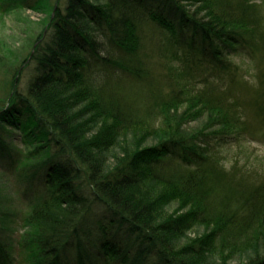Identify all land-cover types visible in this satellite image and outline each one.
Returning a JSON list of instances; mask_svg holds the SVG:
<instances>
[{"label": "trees", "instance_id": "16d2710c", "mask_svg": "<svg viewBox=\"0 0 264 264\" xmlns=\"http://www.w3.org/2000/svg\"><path fill=\"white\" fill-rule=\"evenodd\" d=\"M258 2L52 1L0 104V171L17 178L9 212L34 231L8 242L0 221V264H264V179L223 154L249 128L250 58L264 98ZM8 126L26 151L7 143Z\"/></svg>", "mask_w": 264, "mask_h": 264}, {"label": "rangeland", "instance_id": "374dc122", "mask_svg": "<svg viewBox=\"0 0 264 264\" xmlns=\"http://www.w3.org/2000/svg\"><path fill=\"white\" fill-rule=\"evenodd\" d=\"M3 1V2H2ZM45 1V0H44ZM53 0H46L41 7L30 8L29 6L18 7L14 10L4 12L2 5L6 0H0V104L8 98L9 92L11 90L12 80L14 73L17 68L23 63V61L29 56L32 51V44L40 36L42 29L49 20L50 16V6ZM188 2V1H187ZM186 5L189 6V3ZM259 9L257 20L260 23V30H254L251 33V39L255 41L258 45V49L264 51V1L259 0ZM236 62H241L240 56H231ZM257 60L251 59L243 63L245 69L250 70L254 73L251 77L247 75L250 81L249 86L255 89V93L248 96L250 104L246 103L248 106L246 118L247 126L249 127L244 133L239 134L240 140L239 145L234 143L224 146L223 154L225 155V161L227 167L235 165L237 163L240 170L251 171L253 174L257 175L261 179H264V98L261 97L263 92L258 90L257 86ZM250 75V74H249ZM257 104L261 112L258 114L262 115L260 118L255 117V110L252 109L251 105ZM246 106V107H247ZM212 117V116H211ZM213 118V117H212ZM207 119H200L199 122L191 124L189 128L196 132L199 129H203L206 126ZM7 132H5L4 138L7 143L16 150H24L27 148L23 144V134L17 128L7 127ZM143 129L135 130L123 134L120 138V144L116 147H132L136 141H141L144 137L142 133ZM196 130V131H195ZM154 143V142H153ZM148 144H152L151 142ZM157 145V142L153 144V147ZM115 148L113 150L114 155ZM237 161V162H236ZM29 162H25L28 164ZM19 164L23 165L22 162ZM17 178L13 175L3 176V172L0 171V221L7 229V241L11 242L14 239L19 238L27 232H34L30 227L23 228L19 222H16L11 217L9 211H15L18 209L17 197L13 192L12 184ZM16 186V185H15ZM153 195L159 197L160 199L167 198L168 194L171 192V188L165 186L164 184H154L152 185ZM165 197V198H164ZM175 202V201H173ZM177 203H171L169 206L170 215L172 216H184L186 215V210L181 211L177 206ZM95 235V234H94ZM94 237V236H93ZM91 239L88 237L84 242L91 243ZM186 244H180V246H185ZM76 254L67 255V260H75ZM211 261L214 259L211 256ZM217 262V261H215Z\"/></svg>", "mask_w": 264, "mask_h": 264}]
</instances>
